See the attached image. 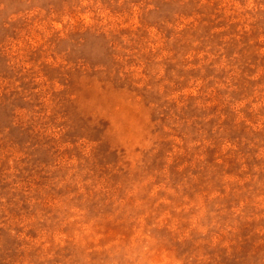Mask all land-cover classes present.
<instances>
[{"label": "rangeland", "instance_id": "1", "mask_svg": "<svg viewBox=\"0 0 264 264\" xmlns=\"http://www.w3.org/2000/svg\"><path fill=\"white\" fill-rule=\"evenodd\" d=\"M0 264H264V0H0Z\"/></svg>", "mask_w": 264, "mask_h": 264}]
</instances>
